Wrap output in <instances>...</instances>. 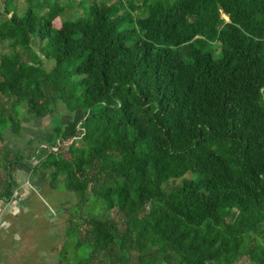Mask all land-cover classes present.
<instances>
[{"label": "trees", "instance_id": "1", "mask_svg": "<svg viewBox=\"0 0 264 264\" xmlns=\"http://www.w3.org/2000/svg\"><path fill=\"white\" fill-rule=\"evenodd\" d=\"M29 161L76 198L66 264H264V0H0V201Z\"/></svg>", "mask_w": 264, "mask_h": 264}, {"label": "rangeland", "instance_id": "2", "mask_svg": "<svg viewBox=\"0 0 264 264\" xmlns=\"http://www.w3.org/2000/svg\"><path fill=\"white\" fill-rule=\"evenodd\" d=\"M53 25L59 26L60 18H56ZM46 65L49 67L51 63L47 62ZM60 112L63 113L60 117L62 122L67 121L63 108ZM21 116L24 119L21 132H8L4 145L14 154L21 151L28 158L32 153L36 154L41 142H44L41 146H50L54 141L50 124L52 119H36L23 111ZM55 120L58 121L56 117ZM31 161L13 166L16 191L10 201H0V215L3 221L8 222L5 227L0 224V235H4L5 239L3 242L0 240V249L5 246L15 252V264L25 256L30 259L32 255L39 257L46 256V253L47 256L59 258L64 264L78 261L84 255L85 248L76 246L74 235L64 234L69 227L67 222L76 198L73 193L53 189L47 181L32 174L28 170ZM47 264H56V261L51 258Z\"/></svg>", "mask_w": 264, "mask_h": 264}, {"label": "crops", "instance_id": "3", "mask_svg": "<svg viewBox=\"0 0 264 264\" xmlns=\"http://www.w3.org/2000/svg\"><path fill=\"white\" fill-rule=\"evenodd\" d=\"M19 165H22V164H19ZM28 170H30V168ZM14 187H15V184H14ZM14 191H16V187H15ZM12 198H13V196H12ZM1 202H3V201H1ZM6 222L7 221L5 219L3 221V216L0 215V224L3 225V227H5ZM0 233H1V231H0ZM3 236L4 235H0V240L2 242L5 241V239H3ZM15 254L16 253L11 251L10 248H8V247L5 248V246H2V249H0V264H15V262H14ZM51 258L56 261V264H63L62 261L59 260V258L55 257L54 255L47 256V253H46V256L42 255L39 257H38V255H35V256L32 255L30 259H26V256H25L22 259V261L18 262V264H47L48 260ZM38 259H39V261H38Z\"/></svg>", "mask_w": 264, "mask_h": 264}]
</instances>
